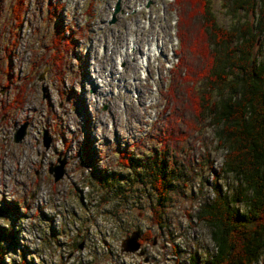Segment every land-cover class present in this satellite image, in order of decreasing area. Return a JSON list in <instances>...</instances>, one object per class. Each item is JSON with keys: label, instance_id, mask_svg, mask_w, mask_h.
I'll return each mask as SVG.
<instances>
[{"label": "rangeland", "instance_id": "374dc122", "mask_svg": "<svg viewBox=\"0 0 264 264\" xmlns=\"http://www.w3.org/2000/svg\"><path fill=\"white\" fill-rule=\"evenodd\" d=\"M207 2L217 25L235 21L227 0ZM14 3L0 0V206L17 207L15 214L0 211V228L14 233L0 264H204L214 246L195 213L211 200L213 182L228 196L235 180L219 172L223 151L207 120L193 117L181 66L170 71L179 55L200 68L189 46L193 39L204 45L199 16L182 28L189 39L183 47L172 0H23L18 26ZM67 37L73 44L58 52L65 60L59 74L49 55L53 42L60 47ZM195 79L193 88L202 91ZM26 80L22 106L5 111ZM24 122L25 135L13 143ZM168 125L173 134L164 147L158 137ZM160 148L173 157L175 172L158 224L148 180L122 166L120 152L143 163ZM58 158L64 173L53 181L47 168ZM135 230L141 252L120 251ZM254 264H264V246Z\"/></svg>", "mask_w": 264, "mask_h": 264}, {"label": "trees", "instance_id": "16d2710c", "mask_svg": "<svg viewBox=\"0 0 264 264\" xmlns=\"http://www.w3.org/2000/svg\"><path fill=\"white\" fill-rule=\"evenodd\" d=\"M207 1L173 0L178 11L176 24L181 23V29L187 28V23L196 14L199 16V36L204 45L202 42L197 45L195 39L189 45H193L195 57L201 63L198 71L187 64V55H179L170 71L177 73L181 66L178 75L184 97L192 106L193 117L207 120L212 127L216 146L223 151L219 172L234 178L235 190L226 196L213 182V196L209 202L198 206L195 220L209 227L214 246L213 254L204 264H254L264 246V41L261 42L264 38V0H227V7L236 18L228 27L216 24ZM22 3L23 0H15L11 9L17 26L21 22ZM239 13L243 19L237 17ZM247 15L251 18L248 19ZM181 35L184 47L189 39L183 29ZM64 40L61 48L58 40L54 41L55 51L49 55V65L59 74L64 72L62 63L65 60L64 55L61 57L58 52L67 54V48H72L73 44L69 37ZM256 47L259 53L255 52ZM4 49L9 54L8 47ZM6 73L10 78L8 70ZM193 73L196 75L194 78L189 76ZM195 78L203 83L202 91L197 92L193 88ZM28 83L26 80L15 87L11 99L3 103L5 111L22 106ZM5 113L0 118H4ZM172 134L173 129L168 125L158 137L160 145L166 147V139L170 140ZM166 153V149L160 148L143 163L136 160L131 163L130 156L120 152L122 166L131 167L134 174L138 173L135 170L138 168L140 176L148 180L155 196L150 212L158 224L175 172L173 157ZM87 156L86 163L90 162L89 153ZM91 167V173L95 174L91 175L92 178L101 184V176ZM104 180L108 184L105 177ZM0 211L15 214L17 207L4 205L0 206ZM13 235L12 228H0V261L6 247H13ZM20 264H24V260L21 259Z\"/></svg>", "mask_w": 264, "mask_h": 264}, {"label": "water", "instance_id": "95a60500", "mask_svg": "<svg viewBox=\"0 0 264 264\" xmlns=\"http://www.w3.org/2000/svg\"><path fill=\"white\" fill-rule=\"evenodd\" d=\"M117 11H118V3H115L113 10H112V17ZM25 125L26 123L24 122L21 125H19L17 129H15L13 138H12L13 143H17L23 138V136L25 135V130H24ZM43 135L44 136L42 139V145L46 148L48 146L49 138H47L45 133ZM57 161H58L57 164H53L47 168V172L51 175L53 181L60 179L64 173L63 160L58 158ZM138 238H139V231H136V230L131 231L126 237H124L120 241V251H123V252L139 251Z\"/></svg>", "mask_w": 264, "mask_h": 264}, {"label": "bare ground", "instance_id": "6f19581e", "mask_svg": "<svg viewBox=\"0 0 264 264\" xmlns=\"http://www.w3.org/2000/svg\"><path fill=\"white\" fill-rule=\"evenodd\" d=\"M140 57V56H139Z\"/></svg>", "mask_w": 264, "mask_h": 264}]
</instances>
